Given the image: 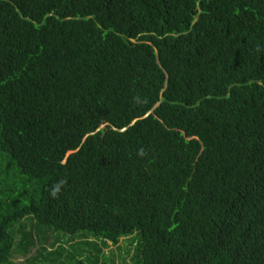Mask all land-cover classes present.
<instances>
[{
	"label": "trees",
	"instance_id": "trees-1",
	"mask_svg": "<svg viewBox=\"0 0 264 264\" xmlns=\"http://www.w3.org/2000/svg\"><path fill=\"white\" fill-rule=\"evenodd\" d=\"M55 233L264 264V0H0V264Z\"/></svg>",
	"mask_w": 264,
	"mask_h": 264
},
{
	"label": "rangeland",
	"instance_id": "rangeland-1",
	"mask_svg": "<svg viewBox=\"0 0 264 264\" xmlns=\"http://www.w3.org/2000/svg\"><path fill=\"white\" fill-rule=\"evenodd\" d=\"M28 224H27V229H32L30 226H28ZM55 235L57 236V238L61 239V241H60V243H62L61 246L63 248H65L66 251L69 250L70 253H72V255L75 257V260L71 264H77L79 261L84 262V264L87 263L88 257H91V254L95 255L94 249L97 250L96 243L98 241H101V240L93 238L91 240V243H86V242H82L84 239L83 238L81 239V235H67L64 233H55ZM134 236H136V234H134L133 237ZM70 241H75L78 243V245L76 243L75 246L70 247V245L67 244ZM92 241H96V243H93ZM128 241L129 240H126V241L122 240L118 246H114L111 243H109V248H105V254L108 255L107 260H109L111 258V260L114 262V264H123V262H122V256H123V257H125V262L127 264H132L131 263V259H132L131 256L132 255L130 254L128 256L126 254V249L129 246ZM45 246H47L49 248L48 251L55 250V249L59 248V244H56V246L54 248H51L50 245H45ZM45 256H47V253H45ZM38 258H39V256H37V251H31L30 254L25 256V257H23L19 254H16V257L13 259V261H14L13 264H38L37 263ZM44 263L46 264V262H44Z\"/></svg>",
	"mask_w": 264,
	"mask_h": 264
},
{
	"label": "water",
	"instance_id": "water-1",
	"mask_svg": "<svg viewBox=\"0 0 264 264\" xmlns=\"http://www.w3.org/2000/svg\"><path fill=\"white\" fill-rule=\"evenodd\" d=\"M150 114V113H149ZM149 114H147L145 117H147ZM137 120H135L131 125H133Z\"/></svg>",
	"mask_w": 264,
	"mask_h": 264
}]
</instances>
